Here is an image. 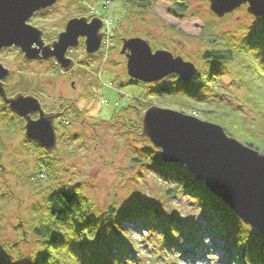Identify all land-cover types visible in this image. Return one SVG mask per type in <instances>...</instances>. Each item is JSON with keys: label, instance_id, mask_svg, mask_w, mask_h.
<instances>
[{"label": "rangeland", "instance_id": "1", "mask_svg": "<svg viewBox=\"0 0 264 264\" xmlns=\"http://www.w3.org/2000/svg\"><path fill=\"white\" fill-rule=\"evenodd\" d=\"M184 4L188 12L182 19L171 15L174 3L168 0H156L149 11L140 14L117 0H60L56 6L37 13L28 24L46 33L43 38L46 44L57 40L69 20L83 17L91 20L100 16L108 17L105 18L107 21L109 18L114 20L109 30L104 26L103 32H111V35H106L105 39L103 34L105 43L98 55L88 56L84 46L68 53L75 62L69 72H64L54 61H25L24 54L17 48L0 51V63L10 71L5 82L9 97L18 94L34 97L46 113L58 114L67 110L55 122L58 138L53 151L55 157L42 148L35 153L26 144L23 119L19 118L18 131L10 137L4 135L0 123L3 155L0 165L5 168V171L0 168V248L16 244L22 258L19 264H27L36 247L34 236L28 234L32 210L44 205L51 193L71 188L81 189L92 206L93 216H103L111 207H117L119 214L134 212V202H141L143 207L150 205L164 209L170 218L191 227V235L197 239L200 235L220 246L234 248L226 236L211 238L212 223L207 210L200 208L190 196L169 199L166 190L174 187V183L164 181L157 169L142 167L134 161L143 157L145 150L153 148L142 135L146 111L152 106H162L147 95L148 88L154 85H129L127 60L121 55L123 40L141 38L154 52L168 51L203 71L212 70L203 61L211 39L218 37L223 41L227 38L233 45H238L264 28V18L249 14L247 5L218 18L211 12L208 0H184ZM235 71L236 68L229 69L218 78L205 102L241 111L258 132H264V116L255 114L246 105L247 91L239 83ZM171 77L160 85L170 86L177 82ZM0 102L2 119L3 111L9 108L1 97ZM35 117L37 115L33 119ZM238 141L242 142L241 139ZM141 226L126 228L135 246L142 247L143 263L130 252L123 256L130 264H149L151 261L152 247L143 245L154 246V234L147 233L144 227L138 228ZM242 229L252 230V239L244 249H237L236 260L254 264L252 246L261 249L264 238L246 225ZM178 242L187 249L195 248L193 243L186 244L185 237H178ZM154 260V264H183L172 259L166 263Z\"/></svg>", "mask_w": 264, "mask_h": 264}, {"label": "trees", "instance_id": "2", "mask_svg": "<svg viewBox=\"0 0 264 264\" xmlns=\"http://www.w3.org/2000/svg\"><path fill=\"white\" fill-rule=\"evenodd\" d=\"M117 1L131 6L134 12L140 14L149 11L156 0ZM168 1L174 3L172 16L180 19L186 17L188 10L184 0ZM208 29L211 34V28ZM214 38L210 40V48L203 56L206 66L212 70L197 71L191 83H183L178 76H172L177 82L170 86L154 84L153 88H148L147 95L155 98L161 108L194 114L199 119L221 125L230 136L241 139L246 146L264 154V132H258L253 122L247 120L241 111L227 105L205 102L218 78L229 69L236 68L237 79L247 91L246 105L255 114L264 116V28L238 45H233L227 38L223 41ZM136 84L142 83L129 79V85ZM2 117L0 123L3 124L4 135L14 136L21 120L9 110L3 111ZM26 144L35 153L41 150L29 140H26ZM153 148L145 150L144 156L134 161L142 167L157 169L164 181L174 183V187L166 190L165 195L169 199L190 196L200 208L207 210L212 223L209 231L211 238L226 236L236 250L244 249L251 242L252 230L242 229L244 224L203 184L197 182L185 167L163 163L160 150ZM133 205L134 212L119 214L117 207H111L106 214L96 217L92 215V206L80 188L51 193L44 205L32 210L33 219L28 234L34 236L36 247L27 264H130L123 256L136 247L126 228L137 224H142L153 233L158 243H176L181 236L191 238V227L170 218L164 209L150 205L143 207L141 202H134ZM236 244L239 246L236 247ZM177 246L180 247L179 244ZM260 248L252 246L254 264H264V244ZM21 262V253L16 244L0 248V264Z\"/></svg>", "mask_w": 264, "mask_h": 264}, {"label": "water", "instance_id": "3", "mask_svg": "<svg viewBox=\"0 0 264 264\" xmlns=\"http://www.w3.org/2000/svg\"><path fill=\"white\" fill-rule=\"evenodd\" d=\"M59 1L0 0V51L17 48L25 61H55L65 72L74 66L67 53L78 48L81 39L85 40L87 55L98 53L103 39V21L99 18L69 20L65 30L50 44H45L43 31L28 24L37 13ZM208 1L211 12L218 18L244 5H248L252 16L264 18V0ZM121 55L127 60L128 77L143 84H157L173 75L189 83L197 76L194 64L175 58L168 51L154 52L141 38L124 40ZM9 77L10 71L0 63V97L4 104L25 121L27 140L55 157L53 151L58 144L55 122L63 114L44 112L34 97L22 94L9 97L5 85ZM35 115L39 120L33 119ZM142 123V135L161 150L163 163L187 168L244 224L264 238V154L229 136L221 125L174 110L153 106L146 111ZM0 168L5 171L3 166Z\"/></svg>", "mask_w": 264, "mask_h": 264}, {"label": "built area", "instance_id": "4", "mask_svg": "<svg viewBox=\"0 0 264 264\" xmlns=\"http://www.w3.org/2000/svg\"><path fill=\"white\" fill-rule=\"evenodd\" d=\"M106 26H107V28H108V30L110 29V27H112L113 26V23H112V21L110 20V21H106ZM104 36H105V39H106V35H111V32H104ZM104 43H105V41H104Z\"/></svg>", "mask_w": 264, "mask_h": 264}, {"label": "flooded vegetation", "instance_id": "5", "mask_svg": "<svg viewBox=\"0 0 264 264\" xmlns=\"http://www.w3.org/2000/svg\"><path fill=\"white\" fill-rule=\"evenodd\" d=\"M44 33V37L46 38V33L45 32H43ZM62 33V32H61ZM43 37V38H44ZM57 38H58V36H57ZM45 41V40H44ZM82 43H84V40H81V46H82ZM45 44H46V41H45ZM6 85V84H5ZM7 86V85H6ZM7 91V90H6ZM67 110L66 109H64L63 110V113H65ZM62 113V112H61ZM38 116V115H37ZM34 120H36V119H34Z\"/></svg>", "mask_w": 264, "mask_h": 264}, {"label": "snow or ice", "instance_id": "6", "mask_svg": "<svg viewBox=\"0 0 264 264\" xmlns=\"http://www.w3.org/2000/svg\"><path fill=\"white\" fill-rule=\"evenodd\" d=\"M0 103H2V102H0ZM24 103H26V102H24ZM37 120H39V117L37 116V117H35Z\"/></svg>", "mask_w": 264, "mask_h": 264}]
</instances>
